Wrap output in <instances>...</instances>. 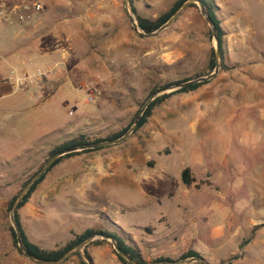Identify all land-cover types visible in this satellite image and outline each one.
I'll use <instances>...</instances> for the list:
<instances>
[{"label": "rangeland", "instance_id": "rangeland-1", "mask_svg": "<svg viewBox=\"0 0 264 264\" xmlns=\"http://www.w3.org/2000/svg\"><path fill=\"white\" fill-rule=\"evenodd\" d=\"M175 1L133 0V6L140 16L157 18ZM214 2L224 68L197 90L166 100L123 142L56 165L19 210L33 243L55 250L87 228L114 231L103 211L146 246L147 264L178 260L189 250L210 264H264V0ZM0 4V87L6 82L15 92L46 85L24 102L26 110L11 118L0 139V264H40L13 245L10 200L55 146L80 135L108 138L134 120L153 89L210 73L215 43L197 6L157 38H144L124 0ZM49 68L59 74L28 88L10 81ZM37 101L39 109L27 108ZM247 136L256 137L240 141ZM232 146H239L238 165L229 164ZM185 167L213 186L197 191L180 184ZM87 250L95 264H122L109 242ZM63 264H80V258Z\"/></svg>", "mask_w": 264, "mask_h": 264}, {"label": "trees", "instance_id": "trees-1", "mask_svg": "<svg viewBox=\"0 0 264 264\" xmlns=\"http://www.w3.org/2000/svg\"><path fill=\"white\" fill-rule=\"evenodd\" d=\"M187 0H176L173 5L169 8V10H167L166 12L162 13L161 15H159L157 18H148V17H143L140 16L139 14H137V10L134 7V12L136 14L137 17V21L138 24L140 25V27L146 32V33H151L156 31L160 26H162L164 23H166L169 18L177 11V9ZM201 1L208 9L209 14L212 18V20L215 22L217 29H218V34H219V41H220V50H221V55H222V59H224L225 56V50L223 48V37H224V31L223 28L221 26V20L218 17V7L216 6L214 0H199ZM131 3L133 5V0H131ZM192 7H196L197 5H191ZM216 66V57H215V51L212 50L211 52V56L209 59V64H208V70L209 72H212L214 70ZM224 68V65H222V69ZM200 77V75H196L192 78H184L183 80L180 81H176V82H172L169 84H166L162 87H160V89H162L163 87L169 86V85H173V84H177V83H181L184 81H188L194 78ZM203 84L205 83H198V84H194L191 85L189 87L186 88H182L180 90L171 92V93H167L164 95H161L159 97H157L147 108V110L145 111L142 119L140 120L136 130L134 131V134L137 133L141 128H143L149 121V119L151 118V116L153 115L154 111L156 108H158L160 105H162L166 100H168L169 98H171L173 95L178 94V93H185V92H190V91H195L198 88H200ZM156 90L159 89H153L151 94L153 92H155ZM150 94V95H151ZM133 122V121H132ZM132 122L127 125L124 129H122L121 131L115 133L114 135L105 138V139H95V140H90L88 139V137H86L85 135H80L78 137H75L73 139H70L68 141H65L57 146H55L50 152H49V158L47 159V161L54 156L55 154L68 150L70 148H74V147H78V146H83V145H88V144H93V143H98V142H102V141H106V140H110V139H116L121 137L131 126ZM92 151L90 150H84V151H80V152H72V153H68L66 155L61 156L60 158H58L53 165L50 167V169L48 170V172L33 186V188L30 190V192L25 196V198L23 199V201L21 202L18 211L16 213V220L20 226V228L22 229V233H23V238H24V246L26 251L34 256H37L39 258L42 259H46V260H59L67 251H69L70 249H72L74 246L80 244L81 242H83L85 239H87L88 237H90L93 234L96 233H105L108 235H112L116 238L120 248L122 250H124L132 259H134L137 263L139 264H147V261L144 259L143 254L140 250V248L129 239L128 234H126L121 228H119V226H117L116 224L110 222L107 217L101 213L102 216H104V219L110 223L112 225V227L115 228L114 231H110V230H95L93 228H87L84 232L80 233V234H75L73 233V238L70 239L64 246L55 249V250H45L43 248H41L40 246H38L37 244L33 243L28 235L26 234L21 221H20V215H19V210L21 208H23L31 199L32 195L34 194V192L37 190L38 186L45 180L47 174L59 163H61L63 160L71 158L73 156H76L82 152H90ZM42 167H40L39 169H41ZM37 172V171H36ZM35 172V173H36ZM34 173V174H35ZM33 174V175H34ZM32 175V176H33ZM31 176V177H32ZM30 177V178H31ZM29 178V179H30ZM29 179L23 184V187L26 185V183L29 181ZM181 181L182 183L188 187V188H196L199 189L204 185H210L211 183L208 181H203V180H197V178L194 177V175L192 174V171L189 167L185 168L182 171L181 174ZM17 195L14 196L10 202H9V206L8 208L10 209L13 202L15 201ZM10 233H11V237H12V242L13 245L18 248L17 246V238H16V234L12 228V226H10ZM148 234H152L153 232V228L148 226L145 227L144 229ZM104 243H107L106 240H95L92 243H90L88 246H86V248L84 249V256H82L80 253H76L74 256H79L80 258V264H95L93 261V258L91 256V254L88 252L87 248L90 245H102ZM115 254L117 255L119 261L122 264H128L126 263L116 252ZM192 256H201L200 253H198L197 251L194 250H189L186 253H183L180 257V259L182 258H186V257H192ZM167 261V262H175L177 260H174L172 258L169 257H161L156 259L153 263L157 262V261ZM179 260V259H178Z\"/></svg>", "mask_w": 264, "mask_h": 264}, {"label": "water", "instance_id": "water-1", "mask_svg": "<svg viewBox=\"0 0 264 264\" xmlns=\"http://www.w3.org/2000/svg\"><path fill=\"white\" fill-rule=\"evenodd\" d=\"M125 3V9L127 16L129 18V21L134 28L135 32L144 37V38H157L162 32L170 28L176 19L184 12L187 8H189L191 5H197L199 8V11L201 15L204 17L205 21L207 22L214 43H215V57H216V66L214 70L204 76H200L188 81H184L181 83L169 85L166 87H163L162 89L156 90L151 94V96L147 99V101L143 104L139 112L137 113L136 117L134 118L131 126L129 129L119 138L116 139H110L98 143H93V144H88V145H83V146H78L74 148H70L68 150L59 152L52 156L46 163L45 165L39 169L26 183V185L22 188L20 193L17 195L15 201L13 202L10 210H9V215H10V223L11 226L16 234L17 238V246L19 252L25 256L28 259H31L34 262L40 263V264H63L65 261H67L69 258L74 256L76 253H80L82 256H84V249L86 246H88L90 243H92L95 240H106L110 244H112L115 252L128 264H139L137 263L134 259H132L124 250H122L116 240V238L112 235H108L105 233H96L85 239L83 242L80 244L74 246L72 249L67 251L59 260H46L39 258L37 256L29 254L24 246V238H23V233L22 229L20 228L17 220H16V213L18 211V208L25 198V196L30 192V190L33 188V186L48 172L50 167L53 165V163L60 158L63 155H66L68 153L72 152H80L84 150H92V149H99L103 148L106 146L114 145L123 142L125 139H127L130 135L134 133L136 130L140 120L142 119L145 111L149 107V105L159 96L171 93L177 90H180L182 88L189 87L194 84L198 83H206L210 81L211 79L215 78L221 71L222 69V55H221V50H220V41H219V34H218V29L215 24V22L212 20L209 11L207 7L199 0H187L185 1L178 9L177 11L169 18V20L164 23L162 26H160L156 31L151 32V33H146L138 24L136 14L134 12V7L131 3V0H124ZM152 264H210L203 256H192V257H186L179 259L175 262H167L164 260L157 261Z\"/></svg>", "mask_w": 264, "mask_h": 264}, {"label": "crops", "instance_id": "crops-1", "mask_svg": "<svg viewBox=\"0 0 264 264\" xmlns=\"http://www.w3.org/2000/svg\"><path fill=\"white\" fill-rule=\"evenodd\" d=\"M259 1H262V0H259ZM45 86L46 85L42 86L41 88L40 87H34V88H32L30 90H27V91H15L14 92V91H11V87L6 82H3L2 83V85L0 87V93H1L0 94V98H1V101H0V139L1 138H4L6 136V134L8 132V127H11L14 124V120H12L11 118H15L16 116H19L22 112H24L26 110V108L23 107L24 106V102L31 101L33 99L35 100L38 97V95H40L41 92H43L45 90ZM6 99H7V101H6ZM40 104H41V102H38L37 101L35 104H32V105L28 106L27 108L28 109H32V110L35 111V110H37V109L40 108L39 107ZM12 114H14V115L11 117ZM43 133H44L43 130L37 131L35 133V135L32 137L33 143H35L36 141H38V139L40 138V136H42ZM255 137L256 136H253V138L247 136L246 138H243L240 141L241 142H248L249 143V142L254 141V138ZM238 147L239 146H237V147L236 146H232V148L229 149V151H231V155H229V157H231V159H232L231 161L228 160L229 161V164H230V162H232L233 165L234 164L235 165H238L239 164V161H238V159L236 160V156H235V150ZM1 148H2V146L0 145V151H1ZM243 165H245V162H243ZM185 168H187V167H185ZM182 171H181V174H182ZM179 183L180 184H183L182 181H181V175H180V178H179ZM136 186L143 191V189L139 185H136ZM211 186H213V183H211L210 185H204V186H202L199 189H196V188H194V189H196L197 191H200V190H203L204 188H208V187H211ZM101 212L107 217V219L110 222L116 224L126 234H128L129 239L131 241H133L140 248V250H141V252L143 254L144 259L146 261H148L149 259H146V257L144 256L145 255V251L147 250L146 246L143 243H140L139 241H136L130 235V233H128V231H126L124 229V227L118 221H115L114 222L105 212H103V211H101ZM250 221H251V219H248V222H250ZM105 222H106V220H105ZM118 223L120 225H118ZM255 226H256L255 228H258L257 227L258 225H255ZM144 229H145V227H144ZM152 234H153V232H152ZM152 234H150V235H152ZM244 242L246 243L247 241H244ZM244 242L241 244L240 247H243L245 245Z\"/></svg>", "mask_w": 264, "mask_h": 264}, {"label": "built area", "instance_id": "built-area-1", "mask_svg": "<svg viewBox=\"0 0 264 264\" xmlns=\"http://www.w3.org/2000/svg\"><path fill=\"white\" fill-rule=\"evenodd\" d=\"M5 16V10L0 4V20ZM59 72H56L52 68L49 69H40L36 72L24 73L22 75H16L10 79L12 85L18 89L28 88L33 85L39 79L50 78L52 76H57Z\"/></svg>", "mask_w": 264, "mask_h": 264}]
</instances>
